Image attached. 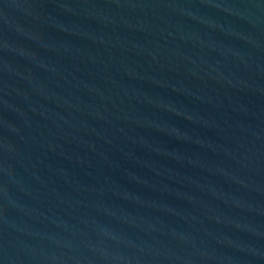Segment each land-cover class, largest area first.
Returning <instances> with one entry per match:
<instances>
[{"label": "water", "instance_id": "obj_1", "mask_svg": "<svg viewBox=\"0 0 264 264\" xmlns=\"http://www.w3.org/2000/svg\"><path fill=\"white\" fill-rule=\"evenodd\" d=\"M0 264H264V0H0Z\"/></svg>", "mask_w": 264, "mask_h": 264}]
</instances>
